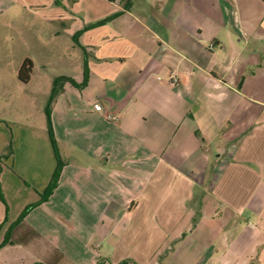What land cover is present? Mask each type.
<instances>
[{"label":"crops","instance_id":"0c3cea01","mask_svg":"<svg viewBox=\"0 0 264 264\" xmlns=\"http://www.w3.org/2000/svg\"><path fill=\"white\" fill-rule=\"evenodd\" d=\"M33 3L76 41L51 79L25 57L33 98L88 83L57 96L65 166L24 218L58 160L47 115L0 119V264H264V0Z\"/></svg>","mask_w":264,"mask_h":264},{"label":"rangeland","instance_id":"374dc122","mask_svg":"<svg viewBox=\"0 0 264 264\" xmlns=\"http://www.w3.org/2000/svg\"><path fill=\"white\" fill-rule=\"evenodd\" d=\"M33 2L34 0L0 1V59L5 60L3 65L0 64L4 77V82L0 84L4 85L0 93V119L24 126H41L45 123V110L41 109L45 98L40 94L33 98V93L44 91L46 86L51 87V83L49 80L42 84L18 82L19 66L29 56L38 66L35 79L39 81L43 76L51 79L72 70L67 57L76 44L59 21L52 22L54 20L45 18L40 10L33 8ZM46 62L49 66L44 69L42 67ZM212 155L215 160L217 154L214 150ZM22 197L24 196L21 195ZM13 207L16 211L17 206Z\"/></svg>","mask_w":264,"mask_h":264},{"label":"trees","instance_id":"16d2710c","mask_svg":"<svg viewBox=\"0 0 264 264\" xmlns=\"http://www.w3.org/2000/svg\"><path fill=\"white\" fill-rule=\"evenodd\" d=\"M116 16H117V14L112 15V16H110V17H108L102 21H99L96 23V26L104 25V24L108 23L109 21H111L112 19H114ZM33 68H34V66H33V63L31 62V60H26L20 69L19 79L24 83H28L31 79ZM67 82H71L74 84V86L82 89L88 83L87 71H86L85 81L82 84H76L71 78H67V77H58L54 80L52 96L50 97L48 104L46 106V115H47L48 131H49V134H50L52 142H53L54 150H55L57 160H58V166H57L56 172L53 176V179H52L50 185L48 186V189L41 195V199L35 205H32V206L27 208V210L23 214L22 218H24L29 213V211H31L32 209H34L35 207H37V206L41 205L42 203L47 202L49 200V198L53 195L54 191L58 187L60 176H61L62 170L65 166V163L61 159L59 152H58L57 142L55 139L54 130H53V126H52L51 114H52V109H53V106L56 102L57 96L61 92L63 85ZM13 151L14 150H13L12 146H10L8 153L5 154L4 157H9L10 155L13 154Z\"/></svg>","mask_w":264,"mask_h":264},{"label":"built area","instance_id":"2783aa9c","mask_svg":"<svg viewBox=\"0 0 264 264\" xmlns=\"http://www.w3.org/2000/svg\"><path fill=\"white\" fill-rule=\"evenodd\" d=\"M215 46L214 44L210 45V50H214ZM178 74L176 72H173L171 78L173 81H177ZM101 108V107H100ZM106 119L111 122H116L118 120V116L110 113H104Z\"/></svg>","mask_w":264,"mask_h":264}]
</instances>
